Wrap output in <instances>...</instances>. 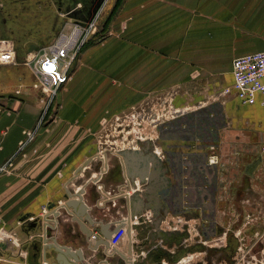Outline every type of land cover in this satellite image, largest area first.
Returning <instances> with one entry per match:
<instances>
[{
  "label": "crops",
  "instance_id": "1",
  "mask_svg": "<svg viewBox=\"0 0 264 264\" xmlns=\"http://www.w3.org/2000/svg\"><path fill=\"white\" fill-rule=\"evenodd\" d=\"M34 19H26L32 28L37 22ZM32 28L24 31L25 40L18 39L21 46L33 42L34 35L45 29L33 33ZM106 30L109 34L103 42L82 49L69 80L56 96L55 112L49 111L53 119L46 120L18 154L25 133L36 127L46 103L32 88L33 77L22 62L0 64V73L8 74L0 77V168L7 166L6 172L0 173V230L11 237L0 242V264L45 262L42 243L33 241L43 235L33 232L30 224L49 214L51 202L61 204L70 190H83L87 214L78 218L70 210L67 224L71 234L58 225L47 239H56L72 252L82 250L88 264L101 263L105 247L98 246L94 252L89 238L80 245L72 236L82 241V230L90 236L96 232L94 248L102 239L101 232L112 230L120 215L150 212L153 221L155 208L147 197L137 196L129 206L119 199L115 207H103L91 180L105 164L108 171L101 178L105 189L122 184L125 176L118 152L107 149L104 156L98 154L93 133L100 131V120L106 114H122L132 108L144 110L146 102L157 100V96L170 97L175 107L206 103L216 96L219 101L212 102L221 105L227 119L216 165V194L220 182L223 186L224 179L230 181V199H215L216 215L231 219L247 212H238L246 207L264 217V105L259 97L253 105H242L234 91L221 94L232 86L233 60L264 50V0H121ZM16 32L9 31L0 40L15 44ZM234 144L239 150L232 154L235 148L230 146ZM230 170L235 174L228 177ZM137 181L128 196L134 194ZM169 191L164 198L168 209ZM170 219L171 213L160 230L175 232L166 228ZM50 220L55 225V218ZM152 221L140 234L132 231L131 251L126 233L109 264H126L124 260L130 257L135 258L134 264H171L160 259L159 250L177 262L190 256V264H237L236 255L223 248L187 253L184 249L191 245V235L184 231L163 235ZM195 222L192 219V226L202 233L203 216L200 226ZM49 256L47 263L56 264L54 254Z\"/></svg>",
  "mask_w": 264,
  "mask_h": 264
},
{
  "label": "built area",
  "instance_id": "2",
  "mask_svg": "<svg viewBox=\"0 0 264 264\" xmlns=\"http://www.w3.org/2000/svg\"><path fill=\"white\" fill-rule=\"evenodd\" d=\"M106 1L107 0H105L101 8L96 12L92 20L84 26L74 24L71 21L65 22L54 39H52L47 45L41 47L37 52L27 54L24 58L22 65L29 69L34 80L32 88L39 91L44 96L43 103H46V105L42 109L36 127L32 131L25 133V138L20 143L16 154L21 153L34 139L38 130L46 122V120L53 119V115L49 114V111L52 109L51 112H55L54 102L58 92L69 80L85 44L91 37L98 35L101 31L98 20ZM0 64H16L14 45L9 40H0ZM231 68L233 79L232 86L224 89L221 94L225 95L234 91L235 96L242 105H253L256 102L257 97H259L260 104L264 105V50L236 58L233 60ZM104 122L105 120L101 122V126H104ZM144 141H149L153 145L154 154L160 160H165V155L161 151V147L159 145V135L155 137L152 135L137 137L136 140L131 142V144L122 148L107 145L106 140L102 143L98 142L97 144L99 148L106 146L109 150L119 152L124 149L136 150L139 148V143ZM105 152L106 151L102 149L101 151H98V154L103 155ZM219 163L220 155L212 154L207 158V164L210 166H216ZM6 170L7 166H3L0 168V173L6 172ZM107 171L108 165L105 164V166L101 168L99 175L94 177L91 181H93V183L97 186V191L99 192L101 199L100 204H102L103 207L106 204H111L112 207H115L116 202H118L119 199H123L128 196L129 192L125 190V187L129 184V182L127 184L128 179L124 176V182L122 184L107 190L101 184V178L107 173ZM135 184L137 187L135 186L133 193L141 192L142 186L139 185L138 181ZM261 215L262 214L260 213L258 217ZM245 218L249 219L248 221L252 223L254 217L251 215L250 219V216L247 215ZM151 221L152 214L150 212H145L142 215L134 216L132 218L127 215H120L118 219L120 227L111 234L108 240L109 247L108 249H105L104 258L99 264H109V260L116 256L115 250L125 238L127 227L139 224L146 225L151 223ZM191 221L192 218L175 215L167 221L166 228L168 231H184L189 237L193 231H196V229L192 226ZM96 235L97 233L95 232L89 237V248L94 252L98 249L96 248L94 250L93 248V244L97 239ZM234 237V239L239 240L237 238L238 231H235ZM10 238L11 237L8 232L0 230V242L10 240ZM214 241V244H210L207 243V241L199 240L198 244L207 246L208 248L219 247L220 244L225 242V236L223 235L222 238L219 237ZM238 250H240V248ZM124 261L126 264H134L135 258L130 257ZM191 261L192 257L189 256L186 259L179 260L176 264H190ZM42 264L48 263L45 261Z\"/></svg>",
  "mask_w": 264,
  "mask_h": 264
},
{
  "label": "rangeland",
  "instance_id": "3",
  "mask_svg": "<svg viewBox=\"0 0 264 264\" xmlns=\"http://www.w3.org/2000/svg\"><path fill=\"white\" fill-rule=\"evenodd\" d=\"M116 1L117 0H107L106 4L104 5V8L102 9V13L99 17V27L101 29L100 33L96 36L91 37L88 42L85 44L84 48L87 47L90 44H99L103 42V40L107 37L109 32L106 30V26L109 23V20L113 16V8L116 7ZM117 9V8H116ZM115 12V11H114ZM59 17V16H58ZM34 18V17H33ZM60 18V17H59ZM37 23L43 28L45 26V32L47 36H54V34L58 33V29L61 26V20H53V16L50 14H39V16L36 17ZM57 31V32H56ZM55 34V37H56ZM106 34V36H105ZM54 37V38H55ZM53 38V39H54ZM47 45V44H46ZM45 46V45H44ZM83 48V49H84ZM26 68V67H25ZM21 72H25V69L23 67H20ZM8 76V74H2L0 73V77ZM163 96H157V100H152L151 99L146 102V105L148 107L146 108V105L143 108H132L129 109L127 112L122 113V114H106L100 120L99 123L104 122V126H100V131L93 133L96 138L97 143L104 142L105 140L107 141V145H113V147L117 148H122L125 147L134 140H136L137 137H146L147 135H152L153 137L160 135V133L164 130H167L171 128V124L173 125V128L182 127V128H187L184 126V121L187 120L188 122H197L196 127H197V133L201 134L200 141L203 144V149H202V154L205 157V162L207 164V158L212 155H220V149L219 145L222 142V135L223 131L226 128V117L224 113L222 112V107L221 105L217 103H213L215 101H219L216 96L215 97H209L208 101L206 103H199L196 101L192 100L191 102L193 103L192 105H187L184 107H175L173 106V103L168 96H164L165 98H162ZM213 100V102H212ZM206 111L205 117L201 113V111ZM189 115V116H187ZM193 115L192 119H188ZM187 116V117H185ZM209 116V117H208ZM205 119H209L212 123V130L210 131V134L213 136L212 137H207L209 131L207 130L209 125L205 124ZM223 121V125L220 124V122ZM187 125V124H186ZM201 127V129H200ZM99 130V129H98ZM218 135V141H216V136ZM98 146V144H97ZM234 146V150L232 151V154L235 151H238V145H231L230 147ZM104 149L107 151L106 146L98 148V151H101ZM161 151L163 152L162 148ZM238 153V152H237ZM164 154V153H163ZM235 155V154H234ZM212 171L217 172L218 169L216 166L214 167H208ZM208 169H206L207 171ZM204 171V170H203ZM202 171V173H203ZM209 171V170H208ZM228 171V170H227ZM230 174H235L233 172L228 173V177ZM199 177H202L199 175ZM169 178L171 179V182H173L172 174L169 173ZM199 181V178L196 180V182ZM205 181V180H204ZM230 181L224 179V184L222 186V183L220 182L218 185V193L216 194V190L212 186L208 187V190L210 192H214L215 199L216 197H220L223 199V201H226L230 199ZM195 188V187H194ZM217 188V184H216ZM192 190V189H191ZM189 191L186 190V193H189ZM191 193V192H190ZM205 195L206 193H202V195ZM190 195V194H189ZM192 195L197 197V194L195 193V190H192ZM202 195L201 198H202ZM217 198V199H218ZM187 198L184 199L185 203V211L175 214V215H181L185 217L192 218L196 220L195 225L200 226V222L202 220V215L205 217H214V215L218 214V207H211L209 206L207 210L205 208L200 207L199 202L196 198L190 199L191 201H186ZM190 202V203H189ZM231 207V206H230ZM232 209V208H231ZM245 208H241L238 212H244L245 213L240 214L239 216H244L247 217V215L250 216L253 215V222L256 221V218L260 213L257 211H251L245 210ZM221 212V210H219ZM237 213V212H236ZM174 214L171 213V218L175 216ZM249 219L245 218L244 222H239V229L238 231V239L240 242H238L237 239L234 240L235 237H233V240L236 245L240 248L238 251V255H236V261L237 264H264V231L263 228H259L255 223L253 224V228H251V222L248 221ZM216 221V220H215ZM215 225V224H212ZM220 229V228H219ZM199 230V229H198ZM200 231V230H199ZM201 232L193 231L191 233L192 240H191V245L190 246H195L198 248L197 240H200L202 237L199 236ZM211 235V238H204L202 237L201 240L203 241H209L207 243L214 244L217 238L221 237L222 235L217 234V236H213L212 233H209ZM210 237V236H207ZM207 239V240H205ZM237 240V241H236ZM257 242V245H261L260 249L258 252H256V249L251 248V243Z\"/></svg>",
  "mask_w": 264,
  "mask_h": 264
},
{
  "label": "water",
  "instance_id": "4",
  "mask_svg": "<svg viewBox=\"0 0 264 264\" xmlns=\"http://www.w3.org/2000/svg\"><path fill=\"white\" fill-rule=\"evenodd\" d=\"M96 12V11H95ZM93 13L89 16L88 19L84 21L77 22L76 24L80 26H84L88 23L96 13ZM53 20H61V26L65 23L63 22L62 16L52 15ZM60 26V28H61ZM60 28L57 30L59 32ZM56 31V32H57ZM56 34V33H55ZM54 36H47V34H42L38 32L33 37V42L29 41L22 45L24 55L30 54L32 52H37L41 47L44 46L48 39L50 41L55 37ZM58 34V33H57ZM56 34V35H57ZM1 39V37H0ZM49 41V42H50ZM48 42V43H49ZM47 43V44H48ZM14 47L15 44L13 43ZM15 50V48H14ZM16 63L19 61L15 58ZM23 63V62H22ZM138 149L131 150V149H124L118 152V156L120 157V164L121 168L124 171L126 178L129 181V184L125 187V190L131 191L134 187L133 182L138 180L139 185L142 186L141 192H135L131 196L124 197L125 203H128V206L131 202L135 201L137 196H144L147 197V202H151V207L155 209L152 212L155 215V218L152 221V225L154 226L156 231L163 235L168 234H177L178 232H166L160 230L161 224L165 221V219L169 215V209L167 204L165 203V193L169 191V187L171 186V182L168 178L169 168L165 160H160L153 152V145L149 141L140 142L138 145ZM135 162V163H134ZM132 184V186H131ZM83 190L79 189L77 192L70 190L63 196V201L60 204L59 201H53L47 207L48 213L46 216L40 217L35 219L31 224L30 228L33 232L41 233L43 237H34L33 241L42 243V250H43V260L46 261L47 258L50 256V252L54 254L53 259L55 260L56 264H88L86 261L87 257L83 253L82 250H74L71 251L70 247L61 246L58 244L56 239L49 240L48 233L56 231V226L60 225L64 228L65 233L71 234V227L68 226V217L70 216V210L76 217L84 218L88 211L87 207L82 203L83 202ZM98 199V198H97ZM150 209V208H148ZM156 211V212H155ZM157 212H161V215ZM140 214L131 212V218L134 216H139ZM50 217L55 218L56 223L54 225L51 222ZM189 218V217H188ZM74 221V220H73ZM88 222L87 219L84 220ZM64 223V224H60ZM75 222V221H74ZM54 225V227H53ZM147 225L139 224L136 226L127 227V234L130 237L129 241V251L133 247L131 244V234L132 231H137L140 234V230L145 229ZM120 227L119 223H116L112 230H103L101 232L102 239L95 244L94 250L98 246H103L105 249H108L109 244L108 240L112 233H114ZM82 235L84 236L83 240L76 236H72L73 241L79 243L80 245L87 243V239L89 238L90 234L87 231H81ZM179 234V233H178ZM92 260V258H90ZM47 262V261H46Z\"/></svg>",
  "mask_w": 264,
  "mask_h": 264
},
{
  "label": "trees",
  "instance_id": "5",
  "mask_svg": "<svg viewBox=\"0 0 264 264\" xmlns=\"http://www.w3.org/2000/svg\"><path fill=\"white\" fill-rule=\"evenodd\" d=\"M120 2L121 0L116 1V7H114L112 10L113 13L116 8L120 5ZM30 17L34 16L30 15ZM35 31L37 32L38 29L34 30L33 33H35ZM41 33L43 35L46 34L45 29L44 31L42 30ZM15 35H17V37L15 38L14 47L16 53L15 58L19 61V63H21L24 60V53L22 46L19 43L20 41H18V39L23 41L27 38V35L24 31H17ZM46 41L47 42L44 43V45H46L50 41V39ZM201 113L205 117L206 111H201ZM192 118L193 115L188 117L189 120ZM184 123V126H186L187 128H182L178 126H176V128H173V125L171 124V128L162 131L159 135V142L165 155V161L168 165L169 173L172 174L173 178V182L171 183L172 189L170 190L171 194L167 202L169 203V212L174 215L185 211V205L187 204L184 201L185 198H187L186 201H191L190 199L192 198L193 200L194 198L195 202L197 198L199 205H202L203 208H205L206 210L209 206L211 207V209L215 207V196H213L214 192H210L208 190V187L212 186L214 190H216V172L212 171L210 168H207L205 157L202 154L203 144H201L202 142L200 141L201 134L197 133V122L187 123V120H185ZM212 123L213 122H211L209 119H205V124L209 125L207 128V130L209 131L207 137L210 136L213 138V134H210V131L212 130ZM220 124L223 125V121H221ZM217 138L218 135L216 136V141H218ZM206 169H208L209 171H206ZM199 175H201L202 177H199ZM198 178L199 181L196 182ZM191 189L195 190L197 197L192 195ZM186 190H190L191 193H186ZM202 193L206 194L202 195ZM200 195H202V198ZM203 218L205 219L206 217L203 216ZM214 234L212 235L216 236V234ZM211 237L212 236L210 235V237L207 238ZM197 246L198 248H196L195 246H189L184 250L187 251V253H194L200 251V249H204L201 244H197ZM235 247L236 243L231 240L230 249L234 250ZM230 249L228 251L231 253L232 251ZM159 252H161V255L159 256L160 259H164L171 264L177 262V260L175 259H170L168 256L170 254L167 255L164 250H159Z\"/></svg>",
  "mask_w": 264,
  "mask_h": 264
},
{
  "label": "flooded vegetation",
  "instance_id": "6",
  "mask_svg": "<svg viewBox=\"0 0 264 264\" xmlns=\"http://www.w3.org/2000/svg\"><path fill=\"white\" fill-rule=\"evenodd\" d=\"M104 2L105 0H0V37L7 36V32L9 31H25L31 29L32 27L29 26L30 22H26V19L31 20L30 15L34 16V21H37L36 17L39 14H50L62 17L64 15L63 22L71 21L76 24L77 22L88 19L95 11L97 12ZM37 29H41V26L36 22L32 30ZM8 35L10 34L8 33ZM263 220L264 217L261 215L256 218L254 223L260 226V228H263L264 231ZM244 221V216L224 219L222 216L214 215L211 219L210 217L203 218L202 237L207 238V236H210L209 233H215L216 236L217 234L218 236L224 235L225 242L220 244L218 248L229 250L235 231L239 229V222ZM254 223H251V228L254 227ZM238 242L240 241L238 240ZM202 246L207 251L211 248ZM260 246L259 244L257 245V242L251 243V248L256 249V252H258ZM238 249V245H236L234 250L230 249L232 251L231 255H238Z\"/></svg>",
  "mask_w": 264,
  "mask_h": 264
},
{
  "label": "bare ground",
  "instance_id": "7",
  "mask_svg": "<svg viewBox=\"0 0 264 264\" xmlns=\"http://www.w3.org/2000/svg\"><path fill=\"white\" fill-rule=\"evenodd\" d=\"M24 61V60H23ZM104 155V154H103Z\"/></svg>",
  "mask_w": 264,
  "mask_h": 264
}]
</instances>
